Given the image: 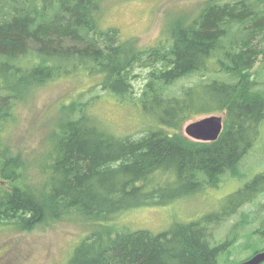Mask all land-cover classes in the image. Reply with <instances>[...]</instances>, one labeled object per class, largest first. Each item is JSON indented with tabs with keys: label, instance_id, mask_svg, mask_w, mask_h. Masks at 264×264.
Returning a JSON list of instances; mask_svg holds the SVG:
<instances>
[{
	"label": "trees",
	"instance_id": "trees-1",
	"mask_svg": "<svg viewBox=\"0 0 264 264\" xmlns=\"http://www.w3.org/2000/svg\"><path fill=\"white\" fill-rule=\"evenodd\" d=\"M105 2L0 0L2 226L21 230L47 216L99 225L123 221L133 208L199 195L237 179L263 132L264 0H206L197 14L170 22L169 34L146 49L122 40L119 28L102 26ZM139 67L147 71L140 93L133 82ZM78 73L101 76L93 86L151 121L138 137L117 135L99 113L104 99L79 91L58 105L45 180L30 184L18 163L24 158L13 155L6 136L15 110L37 88ZM205 112H224L220 137L186 136L183 123ZM263 192L264 168L223 198L226 207L175 221L159 234L105 226L67 264H239L264 251V203L256 199ZM246 203L256 209L244 210L220 241L215 230Z\"/></svg>",
	"mask_w": 264,
	"mask_h": 264
},
{
	"label": "rangeland",
	"instance_id": "rangeland-1",
	"mask_svg": "<svg viewBox=\"0 0 264 264\" xmlns=\"http://www.w3.org/2000/svg\"><path fill=\"white\" fill-rule=\"evenodd\" d=\"M205 1L106 0L104 6H101L102 26L119 28L122 40H127L136 48L146 49L154 46L163 35L169 34L166 28L170 22L187 16L188 13L191 16L197 14L199 6ZM260 61L261 57L258 63ZM257 65L253 70L257 69ZM134 73L136 77L133 82L136 91L140 93L145 84L144 77L147 71L139 67ZM82 75L83 73H78L64 77L37 88L32 95H28L18 104L15 110L16 119L6 136L13 155L21 154L24 158L18 163H24L30 184L38 185L45 180L44 172L49 164L45 158L51 152L52 146L51 143L49 144L50 136L56 129L55 123L60 117V112H56L58 105L67 100L72 101L75 95L81 93L79 91H86L88 94L97 93L98 97L104 99L99 101V104L102 103L99 113L105 126L117 135L138 137L144 133L147 129L145 125L151 121L147 113L142 111L139 113L137 109L117 105L114 99L106 96L102 86H93L92 84L100 80L101 76L80 78ZM209 105L210 103L201 104L199 108L204 110ZM213 114L224 116V112L199 113L183 123L182 132L188 136L184 129L189 123ZM244 159L240 168L242 171L237 179H225L220 187L204 190L199 195L191 194L190 197L181 198L171 205L133 208L123 221L116 218L117 220L101 223L102 225H94L83 217L49 218L50 216H47L46 219L21 230H16L13 226L0 225V264H67L81 242L91 233L98 232L101 235L105 226H114L122 232L145 229L159 234L169 230L168 227L175 221H189L199 213H210L222 206L226 207L228 205L223 202V198L264 168V129ZM3 183L9 185L7 180ZM176 198L177 196L172 200ZM170 199L168 197L166 201ZM256 199L263 204L264 192ZM253 209L256 208L251 203L244 204L239 213L227 218L215 230L217 238L221 241L228 234L232 224L240 222L244 210L250 212ZM260 223L259 221L256 225L260 226ZM248 227L253 228V224H249ZM249 253L250 251L243 252L240 258L246 257Z\"/></svg>",
	"mask_w": 264,
	"mask_h": 264
},
{
	"label": "water",
	"instance_id": "water-1",
	"mask_svg": "<svg viewBox=\"0 0 264 264\" xmlns=\"http://www.w3.org/2000/svg\"><path fill=\"white\" fill-rule=\"evenodd\" d=\"M223 123L221 115L213 114L189 123L184 130L189 137L195 140L214 141L220 136L223 130ZM263 262L264 251H261L239 264H261Z\"/></svg>",
	"mask_w": 264,
	"mask_h": 264
},
{
	"label": "flooded vegetation",
	"instance_id": "flooded-vegetation-1",
	"mask_svg": "<svg viewBox=\"0 0 264 264\" xmlns=\"http://www.w3.org/2000/svg\"><path fill=\"white\" fill-rule=\"evenodd\" d=\"M222 116V115H221ZM223 117V116H222ZM224 122V121H223ZM223 127H224V123H223ZM223 131V130H222ZM222 133V132H221ZM221 135V134H220ZM220 137V136H219ZM218 137V138H219ZM195 140V139H194ZM196 141H203V140H196ZM206 142H210V141H206ZM264 263V262H263ZM262 264V263H261Z\"/></svg>",
	"mask_w": 264,
	"mask_h": 264
},
{
	"label": "bare ground",
	"instance_id": "bare-ground-1",
	"mask_svg": "<svg viewBox=\"0 0 264 264\" xmlns=\"http://www.w3.org/2000/svg\"><path fill=\"white\" fill-rule=\"evenodd\" d=\"M261 252V251H260ZM254 254H256V253H254Z\"/></svg>",
	"mask_w": 264,
	"mask_h": 264
}]
</instances>
